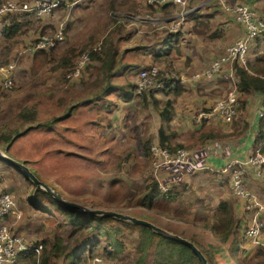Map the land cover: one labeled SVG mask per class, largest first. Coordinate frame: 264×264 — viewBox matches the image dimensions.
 <instances>
[{"label":"rangeland","instance_id":"374dc122","mask_svg":"<svg viewBox=\"0 0 264 264\" xmlns=\"http://www.w3.org/2000/svg\"><path fill=\"white\" fill-rule=\"evenodd\" d=\"M66 1L67 6L59 5L51 15L20 21L19 28L12 36H0V64L13 65L12 86L8 90H3L0 86V136L2 131L10 128L22 131L23 125L15 119V114L24 106L33 107L37 120L42 123V126L31 128L16 137L8 147V154L24 161L38 179L66 200L138 215L197 243L201 249L209 250L215 239L200 224H212L213 211L220 200H228L238 209L239 198L229 189V174L199 170L179 175L169 168L154 169L149 153L146 157L141 148L146 140H149V146L158 143L157 110L149 105L140 106L138 95L127 102H123L120 96L130 92L136 84L139 69L154 65L162 73V77L172 76L179 81L194 73L196 78L192 79V84L197 89H207L202 93L198 92V96L191 95L194 102L202 99L200 94L213 97L214 101L219 100L228 91L227 82H217L216 76L213 80L202 79L200 74L209 62L222 54L224 46L235 40L233 35L229 38L228 34L226 37L223 33L226 21L220 10L231 15V22H238L236 15L226 9L237 1L224 0L226 3L222 6V1L216 4L220 0H214L215 10L200 9L199 15L194 13L187 16V20L180 27L178 25V29L175 26L178 23L176 17L171 16L185 12V8H178L175 3L164 5L157 13H153L151 8L143 9L147 7L145 0H134L141 7L129 0H81L74 4L72 0ZM197 2L198 0H185L186 9L192 8L188 5ZM206 13L209 15L206 16ZM138 14L145 18L167 17V21L163 27H158L155 22L142 21L137 17ZM56 29L61 30L62 41L46 51L44 61H41V55L33 57L28 50L33 40L43 33L52 35ZM166 31L179 33L171 46L161 43ZM243 33L242 27L240 36ZM103 40L110 41L117 49L114 74L110 80L116 89L107 93L101 90L104 83L101 77H97L98 61L90 60L88 56L89 59L78 72L74 71L82 52L98 51ZM251 47L255 49L254 44ZM156 52L161 58L153 60L151 55ZM251 55L252 53L247 56ZM261 56H264V50ZM66 60L68 61L64 66ZM202 69L204 70L201 72ZM154 96L161 100L170 95L156 92ZM255 100V95H251L249 118L260 109V99L257 103ZM203 104L191 108L189 119L173 121L176 114L173 112L170 125L165 130L166 134L172 132L168 133L170 144L181 143L187 146L181 148L199 149L208 143L203 144L204 141L203 145L200 144L193 134L195 115L210 108L209 105L203 107ZM236 116L229 124L223 123L224 121L220 122L222 125L212 122L207 124L219 129L232 128L229 137L218 141L225 151L232 145H237L238 135L242 139L246 136V132H236L240 126L239 123L236 124ZM261 173L263 177L264 166ZM155 179L161 186L166 189L168 187L167 190L172 188L174 198L166 216L162 208L158 214L132 204L142 194L145 184ZM244 185L264 205V185H259V180L250 176L247 179L245 177ZM31 190L32 185L21 173L0 160V194L10 195L14 203L13 209L19 214L18 218L12 215L5 218L7 223L12 222L9 231L21 236L31 245L43 240L49 244L54 242V237L60 238L62 253L53 258L50 264H82L94 257L99 258L96 264H137L142 253L144 258L141 264H152L156 252L176 253L175 249H168L169 245L156 237L150 241L151 246L141 253L137 248L141 236L139 230L133 225L120 226V221L111 219L104 226L119 227L117 238L123 244L118 257H111L108 254L111 248L105 236H100L94 242L92 229L70 237L72 227L68 217L42 192H37L36 198L32 200L37 199L39 203V208L33 209L28 202ZM237 212L238 210L236 214ZM236 214L235 233H244L245 214ZM261 221L260 240L264 242V211L261 213ZM74 252L77 258H70L68 254ZM205 256L207 257L206 254ZM212 258L215 264H264V247H254L248 243L233 259L230 257L227 261L221 252H216ZM207 259L209 261L208 257ZM29 263L28 260L15 259L10 264ZM193 263L196 264L195 261ZM209 263L211 264L210 261Z\"/></svg>","mask_w":264,"mask_h":264},{"label":"trees","instance_id":"16d2710c","mask_svg":"<svg viewBox=\"0 0 264 264\" xmlns=\"http://www.w3.org/2000/svg\"><path fill=\"white\" fill-rule=\"evenodd\" d=\"M164 5L161 7L163 8ZM151 10L153 9L151 8ZM194 13H195L194 10L190 12L191 15ZM22 20L24 21V18ZM22 20L20 21L22 22ZM20 21L12 22L9 26L5 28V30L2 32L1 35L5 37L12 36L13 33L19 28L21 24ZM178 36L179 33L177 31L175 32L168 31L166 34L163 35L161 39V43L163 45L171 46L172 42H175ZM259 40L264 41V31L259 36L253 37L248 41V51L244 56V64H240L237 62L234 63V72L237 77V83L235 88L237 91V97L239 98L237 100L238 106L235 115L240 117L245 107V103H246L245 98L248 94L256 93L262 97L261 98L262 113L261 116H259L258 128L254 135L251 153H253L255 148H259L260 153L264 156V56L257 55L251 60H249V56H247L249 55L251 45L253 43H256L257 41L259 43ZM48 50L37 49V50H33L31 54L33 55V57L41 55L42 56L41 61H44L47 57L46 51ZM70 52L72 51L70 50ZM116 54H117L116 46L108 40H103L101 42L98 51H91L90 53H88L90 60L99 62V68H97L96 71H97V77L98 78L101 77V80L104 83L103 86L101 87V90L104 93L116 89L114 88L113 84H111L110 82L114 74L113 69L116 64ZM151 58L153 60H158L161 57L159 53L156 52L151 55ZM67 61L68 60H66L63 63L64 66ZM162 78L164 79V82L158 89L145 90L140 94H138V96H140L138 98V103L140 106L147 107L149 105L151 107L156 108L157 117L159 120L158 127L156 130L157 138H158L157 144L163 148H166L168 151L172 152L176 148L187 147L186 144L183 145L181 143L174 145L170 144L168 142V138L170 136L168 135V133H172V132L169 131L167 134L165 132V130L168 129L169 127V123L172 119V115L174 112V108H173L174 99L184 91V88L182 87L180 81L173 78L172 76L170 77L164 76ZM134 87L135 84L134 86H132V89H130V92H126L122 96H120L123 102H127L131 100L134 95L137 96L135 90L133 89ZM156 92H161L164 95H170V96L159 100L154 96ZM238 117L237 120H240ZM233 118L226 123L232 122ZM15 119H18V121L22 123L23 129L22 131H17L18 130L17 128H10L7 131L5 130V132L2 131V135L0 136V144L3 146V149L6 151L8 150V147L16 137L25 133L27 130L31 128L42 126V123L37 120L36 110L33 107H29V106L22 107L16 112ZM240 122L241 125L239 128V133H242L247 128V123L244 122L243 120H241ZM43 125H45V122L43 123ZM228 135H230L229 132H218L216 130H211V129H199L196 132L195 139L197 138L200 144H202L205 141L203 143L205 144L208 141L219 140L224 137H227ZM148 144H149V140H146L145 142H143L141 148L143 155H146V157L148 156L149 153ZM2 146L0 147L2 148ZM171 192H172V188H170L167 191L160 192L157 189L156 180H151L149 183L145 184L142 194L139 196L137 201L132 204L136 207L154 211L158 214L160 212V209L162 208L165 210V216H166L171 210V203L173 202L172 200L174 198V195ZM41 194L43 195L44 193ZM45 197L47 198L48 196L45 195ZM48 198L49 201L53 202L50 197ZM28 202L33 209L39 208L38 207L39 203L37 199H35L33 202H31L30 200ZM53 203L56 206H58L56 208L63 211L68 217L69 223L72 227L71 231L69 232L70 237H73L77 234H81L87 231V229H92L94 232V234H92L93 235L92 240H94V242H97L100 236H105V238L107 239V243L111 248V250L108 252L109 256L118 257L120 250L123 248L122 241H120L117 238V235L120 232V228L112 227V226L105 227L104 223L106 221H110L111 220L110 218H97L89 214L77 213L70 208L57 205L55 202ZM213 216H214L213 217L214 221L212 222L211 225L206 226V224L204 223L200 224V227L203 229H207L208 232L213 237V239H215L213 244H211V248L209 250H204L201 249L200 245L196 243L197 246L207 255L211 264H215V260L212 258V255L215 254L216 252H221L222 257L228 261L230 260V257L233 259V257L236 256L238 251L242 249L243 242L247 241L248 243L249 242L251 243L250 236L246 232L240 234L235 233V225L237 223L235 220V215L233 213V206L231 202H229L228 200H220L216 205V207L214 208ZM91 223H93V225ZM119 225L127 226L125 223ZM127 227H132V226H127ZM134 227L137 228L141 234L140 241L137 245V248L141 253L145 252L149 248V246H151L150 241L153 239V237L158 238L160 242L164 241V243L168 244L169 245L168 249L171 248L175 249L176 253H172L171 251H169L167 254H164L163 253L164 251L163 252L161 251L159 253L156 252L152 264H194L193 263L194 261L196 262V264H199L195 256L192 255L191 251L186 246L168 239L161 238L153 234L148 228L144 226H134ZM260 229H262V226L260 227ZM53 241L54 242H51L49 244L47 243L46 240H43L39 243L41 245V249H40L41 256L39 255L38 259H35L36 256L35 253L30 250H26L20 253L16 259L28 260L30 262L29 264H50V261L53 258H57L62 253V248L61 246H59V244L61 243V239L54 237ZM157 245L158 247H160V243H158ZM68 255H70L69 257L73 259L75 257L77 258L75 252L70 253ZM143 255L144 254L142 253V256H140V258L137 260V264H141L142 259L144 258Z\"/></svg>","mask_w":264,"mask_h":264},{"label":"built area","instance_id":"2783aa9c","mask_svg":"<svg viewBox=\"0 0 264 264\" xmlns=\"http://www.w3.org/2000/svg\"><path fill=\"white\" fill-rule=\"evenodd\" d=\"M182 0H147L148 3L171 4L181 3ZM183 3V1H182ZM62 4V0H0V36L7 26L12 22L20 21L23 18L40 17L51 15ZM224 6V3H222ZM227 11L236 15L238 22L242 25L244 33L236 38L231 44L224 48L222 54L213 59L207 68L202 72L205 77H211L218 74L228 84V91L207 110L199 111L195 115V120H201L209 116H216L224 122H229L235 115L238 106L236 95L237 78L234 74V63L244 64V56L248 49V41L253 37L259 36L264 31V19L253 9L244 5L234 4L226 8ZM62 41V32L56 29L52 35L43 33L37 36L30 50L43 49L48 50L56 47ZM92 50L94 49L91 48ZM89 50H85L81 54L79 62L76 63L75 73L89 59ZM13 65L11 63L0 64L1 88L8 90L12 86L11 75ZM195 76V75H193ZM137 82L135 84L136 95L145 90L158 89L164 82L162 73L156 66L149 65L139 69L136 73ZM212 148L218 149L224 156L227 151L221 150L217 142L212 143ZM150 163L154 169L169 168L174 174H183L186 172H194L203 169L209 171L221 172L229 174V189L231 193L243 200L245 212L249 213V224L245 232L250 236L253 243L263 245L258 241L260 233L259 213L264 206L257 200L256 196L245 188L244 179L249 170H252L256 176H261V169L264 166V156L260 153L259 148H255L253 153L244 160L229 159L222 166L214 167V169L206 164L209 154L208 146H202L199 149L176 148L172 152L166 148L152 143L149 146ZM156 180V179H155ZM157 182V189L164 192L168 189L161 186ZM12 198L7 193L0 194V264L12 263L17 256L30 250L39 255L41 245L28 244L23 238L9 231L12 222L5 221L7 216L19 217L15 213ZM99 258L94 257L89 262L82 264H96ZM113 264V263H111Z\"/></svg>","mask_w":264,"mask_h":264},{"label":"crops","instance_id":"0c3cea01","mask_svg":"<svg viewBox=\"0 0 264 264\" xmlns=\"http://www.w3.org/2000/svg\"><path fill=\"white\" fill-rule=\"evenodd\" d=\"M77 1L80 2L81 0H72L71 2H72V4H74ZM182 1H183V3H182ZM182 1H181V3L175 4V6H177L178 8H181V9L185 8V12H182V13L179 12L178 15L176 14L175 16H171L172 18L176 17V19L178 21V23L175 24L177 29H178V25L180 27V25H182L183 22L185 20H187V16L191 15L190 14L191 11L196 9L195 13H197V15H199V10L200 9H205L206 10V8H208V9L211 8L212 10H215V8H214L215 6L213 7V4H215L214 0H203V1L198 0V2L196 4L188 5V6H192V8H190V9H186V5L187 4H185V0H182ZM221 1H222V3H226L224 0H220L216 4H220ZM236 1H237L236 4L241 3V4H244V5H246L247 7L251 8V9H254L260 15V17L264 19V0H236ZM129 2H131L132 4H136V6H138V7L142 6L141 4H138V2H135L134 0H129ZM144 2H145L147 7H144L143 9L150 10V8H152L154 10L153 13H157V11L162 9L161 6L164 5V4H159V3H156V2L148 3L147 0H145ZM66 3H68V1L62 0V4L67 6L68 4H66ZM201 4H202L203 7L201 6ZM164 10H166V8H164ZM220 14L223 15L222 18L224 19V21H226L225 26L223 27V29L225 28V31H223V33H225V36L227 37V34H228L229 38H230L231 35H233L234 36L233 40L238 38V37H240V35L242 34V26H240V24L236 20H235V22H231L229 20L230 17H231V15L229 13L226 14L223 11L220 10ZM205 15L208 16L209 13H206ZM137 17L139 19H141L142 21L146 22V23L155 22L158 27H160V26L163 27L165 25L166 21H167V17H161V16L146 17L145 18V17H143V16L138 14ZM194 17H196V16H193V18ZM160 22H161V25H160ZM253 44L255 45V49L250 47L249 54L252 53V55H251V57H249V60L253 59L257 55H262V52L264 50V41L263 40H259V43L257 41L256 43H253ZM224 48H225V46H224ZM224 48H223V51H224ZM28 50L31 53L33 52V50H30V48H28ZM207 66L204 69H206ZM204 69H202L200 71L202 72ZM193 74L194 73H191V75H189L188 78L185 77L184 79L180 80V83H181L182 87L184 88V91L179 96H177L174 99L173 108H174V114L175 113L176 114L174 116L172 115L174 117L173 121L174 120H183L184 118L189 119L188 113L190 115V110H191V108L193 106H199L202 103H204L202 105L203 107H206L208 105L211 107L216 101V100L215 101L213 100L214 99L213 97H209L208 95H205V94L204 95L200 94L199 96L202 99H198V101H196V102H194L193 98H190L191 95L198 96V94H197L198 92L202 93L204 91H207V89L206 90L197 89V86L192 84V79L196 78V76H193ZM234 74H235V72H234ZM200 75L202 76V79L204 78V79H207V80L208 79H212L214 76H216V78H217L216 81L217 82H219V83H221V82L224 83L225 82L221 77L218 76V74H214L213 76L208 77V78L205 77L203 74H200ZM209 89H211V87H209ZM251 95H255V97H256L255 103H257L259 99L261 101L262 97L259 94H256V93L248 94L246 96V98H245L246 99V103H245L244 110L241 113L240 117L237 116L240 120H237V117H236V120H237L236 124L239 123V125H241V122H240L241 120H243L244 122L247 123V128L243 131V132H246L245 138L242 139V137H240V135H238L237 136V143H236L237 145H232L231 148L229 150H227V155L226 156L221 154V152L218 149H216V148L214 149V148L211 147V142L212 143H214V142L218 143V141H221V139L214 140V141H208V143L205 145L206 147L208 146V148H209V154H208L207 159H206V164H208V166L212 167L213 169H214V167H218L219 168L220 166H222V164H224L229 159H236V160H241L242 161L247 156H249L251 154V152H252V143H253V140H254V135H255V133L257 131V128H258L259 116H261V113H262V111H261L262 106L260 105V109L256 112V114H254L251 118L248 117V112L250 110L249 109V105H250V96ZM194 109H196V108H194ZM193 121H196V120L194 119ZM210 122L219 123L220 125H222L220 122H223V121L220 120V118H218L216 116H209L207 118H202L201 120L196 121V123H195L196 125L194 126L195 130L193 131V134L196 136V132L199 129H211V130H216L218 132H229V133L232 130V128H230V129H225V128L219 129V128L214 127L212 125H207ZM223 123H226V122H223ZM226 124H229V123H226ZM169 125H170V123H169ZM239 128H240V126L236 129V132L239 131ZM189 131H192V130H189ZM229 136L230 135H228L227 137H229ZM220 148H221V150H224V147L222 145L220 146ZM205 170H207V169H203V170H200V171H205ZM208 172H210V171H208ZM248 176H250L251 178L258 179L259 180V185H264V184H262L264 182V177L256 176L253 173L252 170L249 171L248 175L246 176V179L248 178ZM237 202H239L241 204H239V203H238V205L236 204L238 209H235L233 207V213L235 215L236 211L238 210V212H237L238 214H236V215H240L241 216L242 213L245 214L243 222H244V228L246 230V227L249 224V216H250V214L244 211L243 200L241 198H239V200H237ZM263 211L264 210H262L259 213L260 220H261V213ZM136 216H138V215H136ZM261 223H262V221H261ZM261 230L262 229H260V233H259L257 239L263 245H259L257 243H253V242L250 243L249 242L250 244H253L254 247L255 246L262 247V248L264 247V242L260 240ZM247 244H248L247 241L243 242L242 248L245 247V245H247Z\"/></svg>","mask_w":264,"mask_h":264},{"label":"water","instance_id":"95a60500","mask_svg":"<svg viewBox=\"0 0 264 264\" xmlns=\"http://www.w3.org/2000/svg\"><path fill=\"white\" fill-rule=\"evenodd\" d=\"M0 160L8 163L13 168H15L32 185V190L29 198L31 202L37 192H42L50 197L51 200L56 204L70 208L77 213H85L97 218H110L112 220L120 221L128 225L144 226L148 228L153 234L161 238L168 239L186 246L191 251L192 255L195 256L199 264H210L207 257L200 250V248L194 242L188 240L187 238L174 234L152 221L143 219L128 212L103 209L94 206H86L66 200L59 194H57L50 186L46 185L40 179H38L35 173L30 170L22 161L8 154V152L4 149H0Z\"/></svg>","mask_w":264,"mask_h":264}]
</instances>
